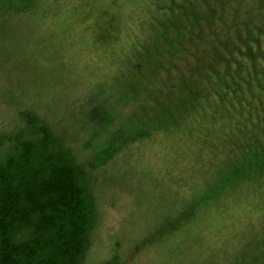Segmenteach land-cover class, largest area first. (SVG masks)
Returning <instances> with one entry per match:
<instances>
[{
  "label": "trees",
  "instance_id": "16d2710c",
  "mask_svg": "<svg viewBox=\"0 0 264 264\" xmlns=\"http://www.w3.org/2000/svg\"><path fill=\"white\" fill-rule=\"evenodd\" d=\"M75 1L0 0V28L47 27ZM139 10L126 48L128 89L116 103H82L84 123L60 129L27 106L0 130V264H84L101 213L91 188L97 171L123 147L163 129L195 127L203 115L219 126L217 140L204 145L211 155L202 183L197 176L187 184V211L180 208L160 237L240 187L264 197V0H147ZM136 103L142 114L131 131L118 119ZM250 227L216 264H264V221Z\"/></svg>",
  "mask_w": 264,
  "mask_h": 264
},
{
  "label": "rangeland",
  "instance_id": "374dc122",
  "mask_svg": "<svg viewBox=\"0 0 264 264\" xmlns=\"http://www.w3.org/2000/svg\"><path fill=\"white\" fill-rule=\"evenodd\" d=\"M146 2L78 0L47 27L10 22L0 28V130L15 110L27 106L60 129L77 118L84 123L82 103L106 97L116 103L128 89L125 69L133 62L126 52L129 28L138 26L143 18L138 9ZM136 113L142 114L138 103L123 107L120 126L136 130ZM218 126L203 115L195 127L185 123L120 147L91 185L101 213L84 264H216L236 237L264 221V197L245 186L199 210L178 230L158 234L179 217L180 208L187 211V184L199 176L201 185L211 155L204 145L217 140ZM86 141L98 143L92 137ZM146 237L154 241H143Z\"/></svg>",
  "mask_w": 264,
  "mask_h": 264
}]
</instances>
